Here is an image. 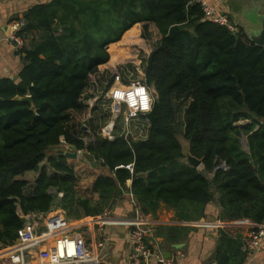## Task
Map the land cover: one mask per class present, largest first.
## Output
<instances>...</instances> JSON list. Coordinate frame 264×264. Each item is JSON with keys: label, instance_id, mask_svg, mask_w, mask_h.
Here are the masks:
<instances>
[{"label": "trees", "instance_id": "trees-1", "mask_svg": "<svg viewBox=\"0 0 264 264\" xmlns=\"http://www.w3.org/2000/svg\"><path fill=\"white\" fill-rule=\"evenodd\" d=\"M17 19L24 66L18 79L0 76V249L17 239L19 206L24 213L60 206L76 221L90 220L129 192L146 214L162 202L203 210L218 195L222 220L264 223V47L242 28L206 19L197 0H53ZM152 24L161 35L145 67L152 111L128 125L119 116L105 138L100 121L109 113L101 108L83 130L90 78L112 61V45ZM28 94L34 106L15 98ZM183 97L190 99L184 136L201 168L182 161L176 101ZM62 137L95 165L84 188L72 158L48 153ZM223 162L228 169H216ZM244 251L235 253L244 260ZM221 253L222 246L218 264H231Z\"/></svg>", "mask_w": 264, "mask_h": 264}, {"label": "crops", "instance_id": "crops-1", "mask_svg": "<svg viewBox=\"0 0 264 264\" xmlns=\"http://www.w3.org/2000/svg\"><path fill=\"white\" fill-rule=\"evenodd\" d=\"M51 1L53 0H0V76L18 79L24 66L22 54L10 40L13 22L18 20L17 18H22L33 5ZM207 1L228 14L247 35L250 30L259 27L255 16L264 14V0ZM150 27L159 32L153 24ZM58 146L65 145L60 143ZM93 167L95 168V165ZM131 183L132 180H129L128 185ZM216 197L218 199V195ZM217 199L207 204L203 210L190 204L187 209L181 211L162 202L155 213L144 212L146 221L155 229L160 249L164 253L172 252L171 258L175 264H218V251L221 246V254H224L231 264H237L239 261H242L241 264H264V242L259 250L243 249L248 232L259 225L264 226V223H254L248 219L222 220L221 207ZM112 210L109 216L100 215L90 219L93 221L87 223L86 227L94 229L91 239L101 234L108 235L109 239L100 254L102 264H130L129 255L132 248L130 232L136 220L134 204L126 194ZM224 229L227 234L225 236L221 232ZM237 248L247 253L244 260L243 252L238 255L235 253ZM151 264L160 263L154 259Z\"/></svg>", "mask_w": 264, "mask_h": 264}, {"label": "built area", "instance_id": "built-area-1", "mask_svg": "<svg viewBox=\"0 0 264 264\" xmlns=\"http://www.w3.org/2000/svg\"><path fill=\"white\" fill-rule=\"evenodd\" d=\"M197 1L201 3L206 19L226 26L232 32L237 31L238 26L228 14L207 0ZM23 25L22 20H15L11 26L10 40L18 49L24 46V39L18 33ZM105 94L111 102L113 116L110 124L102 128L101 132L104 131L106 135H101L105 138L113 137L112 130L119 116L123 115L128 125L132 118L147 116L155 102V89L147 84L146 78L132 80L120 73L113 74ZM146 99L149 102L148 108L143 106ZM128 135L127 133L126 138ZM61 143L69 146L64 139ZM218 168L226 170L228 165L223 162L216 169ZM127 194L134 204L136 217L130 232V264H151L154 259L160 264H175L160 249L155 229L146 221V214L140 209L134 194ZM112 212V208H106L101 216H109ZM18 213L24 223L17 230L15 242L0 249V264H102L100 254L109 238L108 235L101 234L90 239L87 234L91 228H86L88 221H76L68 217L62 208L56 207L48 212L24 213L18 210ZM263 242L264 226L259 225L248 232L243 249L259 250Z\"/></svg>", "mask_w": 264, "mask_h": 264}, {"label": "rangeland", "instance_id": "rangeland-1", "mask_svg": "<svg viewBox=\"0 0 264 264\" xmlns=\"http://www.w3.org/2000/svg\"><path fill=\"white\" fill-rule=\"evenodd\" d=\"M140 32L138 36H133L126 42L124 41V36L121 41L115 43L112 46H116L115 55L111 54L112 61L104 64L100 67V69L90 78L89 87L84 95V100L87 105V112L84 116V125H87V121L91 117H98L100 113L104 112L101 108H105L106 112L109 113L104 120L100 121L101 127H106L110 124L113 116H112V106L111 102L106 97V90L108 88V84L113 76V74H123L126 78H131L132 80H144L146 78L145 67L147 65V59L150 55L151 51L155 48L156 44L159 42L161 35L157 30H150L146 33L143 32L142 27L140 26ZM101 99V100H100ZM190 99L187 97H183L178 99L177 107H178V116H177V127L179 130V138L182 143L187 144L188 141L184 136L185 130V118L184 113L185 109L189 104ZM249 120H243L238 122L237 124L242 126L248 123ZM83 127V126H82ZM100 133L103 135L106 133L101 132V128L99 129ZM90 132V129H89ZM88 134V133H87ZM93 137L91 133L84 136L86 142L90 141V138ZM243 136H241L242 140ZM62 139H64L62 137ZM61 139V140H62ZM65 140V139H64ZM66 141V140H65ZM69 144L68 142H66ZM66 146V145H65ZM65 146H56L50 148L48 153H55L59 148H64ZM67 147V146H66ZM69 147V148H68ZM67 148L71 151H74L76 148L69 144ZM80 151V150H79ZM71 162L75 165L78 173L83 177H81V185L84 188L85 184L88 183L91 179L89 177L91 175V171L94 168L85 160V156L83 151L79 152V156L76 159H70ZM34 173L29 175V178H34ZM56 209L61 208L60 206H55ZM54 207V208H55ZM63 209V208H62ZM64 210V209H63ZM65 211V210H64ZM66 212V211H65ZM73 219V218H72ZM92 223L93 220H84ZM76 222V221H75ZM90 228V227H86ZM94 229H91L87 236L91 239L92 233Z\"/></svg>", "mask_w": 264, "mask_h": 264}, {"label": "water", "instance_id": "water-1", "mask_svg": "<svg viewBox=\"0 0 264 264\" xmlns=\"http://www.w3.org/2000/svg\"><path fill=\"white\" fill-rule=\"evenodd\" d=\"M255 20H256V22H259V27L255 28L254 30H250V32L248 33V36L255 44L264 47V14L256 15ZM15 98L19 99V100L29 101L34 106V102H33L32 96L30 94H28L26 96L17 95ZM82 128L85 131H89L88 125H83ZM242 136H243V138L241 140L242 146L247 152H250L248 135L243 134ZM181 144L183 147V149H182V153H183L182 161H184L186 164L193 166L195 168H201L202 164H203V159L195 156L191 152L190 142L188 141L187 144H184L181 141ZM55 153L63 154L65 156H67L68 158H77L79 156V150L75 149L74 151H71L66 147L59 148V150H56ZM53 191L55 192L54 189H53ZM19 210H21L20 206H19ZM164 254L167 257H172V252H170V251H166Z\"/></svg>", "mask_w": 264, "mask_h": 264}, {"label": "clouds", "instance_id": "clouds-1", "mask_svg": "<svg viewBox=\"0 0 264 264\" xmlns=\"http://www.w3.org/2000/svg\"><path fill=\"white\" fill-rule=\"evenodd\" d=\"M143 106H144V108H148V107H149V102H148V100H147V99L145 100V103H144V105H143Z\"/></svg>", "mask_w": 264, "mask_h": 264}]
</instances>
